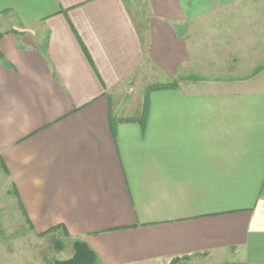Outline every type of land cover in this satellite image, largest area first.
Segmentation results:
<instances>
[{
    "label": "crops",
    "instance_id": "obj_1",
    "mask_svg": "<svg viewBox=\"0 0 264 264\" xmlns=\"http://www.w3.org/2000/svg\"><path fill=\"white\" fill-rule=\"evenodd\" d=\"M262 15L264 0H0V169L24 220L96 264H264V76L179 77L193 31ZM148 72L175 86L122 105Z\"/></svg>",
    "mask_w": 264,
    "mask_h": 264
},
{
    "label": "rangeland",
    "instance_id": "obj_2",
    "mask_svg": "<svg viewBox=\"0 0 264 264\" xmlns=\"http://www.w3.org/2000/svg\"><path fill=\"white\" fill-rule=\"evenodd\" d=\"M235 22V16H217L201 31H193L190 60L181 67L179 77L217 86L241 81L253 86L258 75L264 76V16L257 25L245 22L243 28L236 29ZM158 81L161 79L148 72L138 91L122 96V105L141 104L146 91ZM11 193L9 179L0 169V264H56L70 259L79 239L58 225L43 231L34 229L20 215ZM180 263L203 264L195 258Z\"/></svg>",
    "mask_w": 264,
    "mask_h": 264
},
{
    "label": "trees",
    "instance_id": "obj_3",
    "mask_svg": "<svg viewBox=\"0 0 264 264\" xmlns=\"http://www.w3.org/2000/svg\"><path fill=\"white\" fill-rule=\"evenodd\" d=\"M174 82H167L164 84H156L150 87L151 89L160 88H170L174 87ZM147 101V95L144 97L143 102ZM144 111V110H143ZM145 113V111H144ZM180 259L185 258H175L171 264H176ZM98 261V256L94 250H92L87 243L82 240H75L74 242V254L73 256L65 261L57 262L56 264H96Z\"/></svg>",
    "mask_w": 264,
    "mask_h": 264
}]
</instances>
